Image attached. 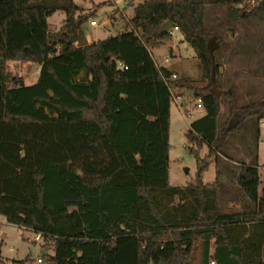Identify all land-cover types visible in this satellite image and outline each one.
<instances>
[{
    "label": "trees",
    "instance_id": "16d2710c",
    "mask_svg": "<svg viewBox=\"0 0 264 264\" xmlns=\"http://www.w3.org/2000/svg\"><path fill=\"white\" fill-rule=\"evenodd\" d=\"M207 4L224 6L230 20L264 21V0H149L129 29L77 46L71 36L90 15H77L75 0H0V215L41 234L46 250L52 243L49 264H191L198 242L201 264H264L257 154L238 177L251 211H221L219 180L169 182L174 90H194L203 102L190 131L198 158L218 143L220 101L190 78L170 79L149 45L171 42L163 26L173 21L211 80L219 64L209 45L221 38L207 30ZM58 10L64 29L51 31ZM9 61L38 63L37 81L9 86ZM226 99L230 115L256 117L260 133L264 100Z\"/></svg>",
    "mask_w": 264,
    "mask_h": 264
},
{
    "label": "rangeland",
    "instance_id": "374dc122",
    "mask_svg": "<svg viewBox=\"0 0 264 264\" xmlns=\"http://www.w3.org/2000/svg\"><path fill=\"white\" fill-rule=\"evenodd\" d=\"M124 1H127V4ZM146 1L149 0H75L80 7L77 15H90L82 25L86 36L91 38L90 43L129 29L128 21L134 16L136 6ZM93 19L98 21V25L90 24ZM205 21L207 30L214 37L221 38V42L216 38L211 40L210 47L213 52L227 45H230L234 52L233 66L226 67L224 61H220L219 67L222 66L223 69H219L214 83L209 79H203L201 62L188 42L179 45L174 55L170 46L157 50L156 48L161 45L157 43L149 45L157 62H165L168 57L169 60L165 64L177 70L179 78H190L193 85L200 89L199 94L212 91L214 86L221 91L218 115L219 140L214 149L204 145L199 152V158L193 150L197 146L194 141L195 134H190L191 124L205 115L204 108H196L199 95L195 94L194 90H184L183 94H179L182 98L178 103L172 101L169 182L172 186H187L214 183L219 180L221 190L218 204L221 211L227 213L251 211L256 205L246 196L238 183V177L243 165L252 163L257 152L258 138L259 143L263 142L258 151L260 191L264 188V124L259 133L256 117H249L241 122L232 117L226 93H233V100L237 105L264 100V21L230 20L224 6L212 4L206 5ZM65 22L66 14L61 10L48 18L51 31L63 30ZM8 70L12 78L9 86L15 85L19 80L25 84H33L39 77L40 65L29 61H9ZM83 78L84 73L79 79ZM177 91L174 90V98L178 96ZM186 109L193 110L191 117L185 116L183 111ZM203 167L206 169L202 170ZM34 237L35 233L31 230L12 224L5 216L0 215V251L3 264H38L39 257L44 259L41 264H49L45 254L52 255L54 245L49 243L46 250L43 248L44 239L37 242L34 241ZM201 260L202 245L198 242L191 255V264H201Z\"/></svg>",
    "mask_w": 264,
    "mask_h": 264
},
{
    "label": "crops",
    "instance_id": "0c3cea01",
    "mask_svg": "<svg viewBox=\"0 0 264 264\" xmlns=\"http://www.w3.org/2000/svg\"><path fill=\"white\" fill-rule=\"evenodd\" d=\"M49 28H51L50 27V25H49ZM177 34H179V37H177ZM91 38L89 37V40H90ZM186 41L184 40V38H183V35L179 32V31H176L175 33H174V35H173V39H172V41L171 42H169V43H167V44H163V45H161V46H159L158 48H156L157 50H161V48L163 47V48H166V47H169L170 46V48H171V52H172V54L174 55V53L176 52V51H178V47H179V45H181L182 43H185ZM229 44V43H228ZM231 46L230 45H227V46H225L224 48L222 47V48H220V50H217V52H215V56H216V59H217V62H218V64L220 63V61H224V66H233V64H232V61L234 60V58H233V54H234V52L231 50ZM169 60V58L168 57H166V61L165 62H167L168 60ZM165 62H158L160 65H163V66H165V67H168L169 68V66H167L166 64H165ZM219 69H223L222 68V66H220L219 67ZM172 71L174 72V73H176L177 75H179V77H180V74H179V72L177 71V70H175V69H172ZM245 70H243V72H244ZM245 72H248L247 70L245 71ZM186 91V90H188V89H182V90H178L177 91V97H175L174 98V101L175 102H179V100L182 98V96H179V94H183V91ZM172 110V109H171ZM262 121H263V119H262ZM263 124H264V122H263ZM260 125H261V123H260ZM263 125H261V126H259L260 127V129H261V127H262ZM261 143H263L262 141L259 143L258 142V145H257V152H256V154L258 155V151H259V149H260V145H261ZM263 257H264V249H263Z\"/></svg>",
    "mask_w": 264,
    "mask_h": 264
},
{
    "label": "water",
    "instance_id": "95a60500",
    "mask_svg": "<svg viewBox=\"0 0 264 264\" xmlns=\"http://www.w3.org/2000/svg\"><path fill=\"white\" fill-rule=\"evenodd\" d=\"M175 26L176 25H175V23L173 21H168L163 26V30L167 31V30H170V29L174 28ZM71 37H72V39H74L76 41V45L77 46H85V45L90 44L89 38L86 36V34L84 33L83 30H80L79 32L74 33ZM209 49H210L211 58L213 60L214 52H213L212 48L210 47V45H209ZM215 79H216V70H215V67H214V60H213V69H212V74H211V82L214 83ZM212 91L218 97L221 95V91L218 90L215 86H214ZM191 139H193V135L191 136ZM261 199L264 201V193L261 195Z\"/></svg>",
    "mask_w": 264,
    "mask_h": 264
},
{
    "label": "built area",
    "instance_id": "2783aa9c",
    "mask_svg": "<svg viewBox=\"0 0 264 264\" xmlns=\"http://www.w3.org/2000/svg\"><path fill=\"white\" fill-rule=\"evenodd\" d=\"M124 3L127 4V1H124ZM118 6H119V5H118ZM90 24H91L92 26L98 25V21H97L96 19H93V20L90 21ZM176 31H179L178 26H175L174 28L170 29V33H171V35H174V33H175ZM167 60H168V59H167ZM121 67H122V69L127 68V66H125V65H123V64H121ZM176 78H178V75H177L176 73H173V74L171 75V77H170V79H176ZM177 103H178V102H177ZM196 108H198V109H203V108H204V105H203V102H202L201 98H199V99L197 100V102H196ZM183 112H184L185 116H187V117H191L192 114H193V110H192V109H186V110H184ZM260 123H261V125H263V121H262V120L260 121ZM32 232H33V231H32ZM42 238H43V237H42L41 234H37V233H35V237H34L33 239H34V241H37V242H38V241H40ZM37 262H38V264H41V263L44 262V259H43L42 257H39V258L37 259ZM211 264H215V262L212 261Z\"/></svg>",
    "mask_w": 264,
    "mask_h": 264
}]
</instances>
